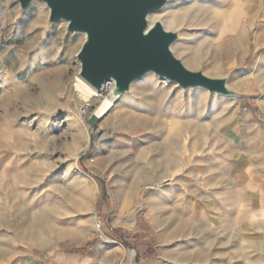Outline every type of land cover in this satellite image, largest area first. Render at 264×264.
I'll return each mask as SVG.
<instances>
[{
	"label": "rangeland",
	"instance_id": "374dc122",
	"mask_svg": "<svg viewBox=\"0 0 264 264\" xmlns=\"http://www.w3.org/2000/svg\"><path fill=\"white\" fill-rule=\"evenodd\" d=\"M49 14L0 0V264H264V126L235 132L264 115V0H170L155 16L188 68L241 98L152 74L102 111L109 95L76 88L85 37Z\"/></svg>",
	"mask_w": 264,
	"mask_h": 264
},
{
	"label": "water",
	"instance_id": "95a60500",
	"mask_svg": "<svg viewBox=\"0 0 264 264\" xmlns=\"http://www.w3.org/2000/svg\"><path fill=\"white\" fill-rule=\"evenodd\" d=\"M21 11L34 2L50 11L49 23H66L67 33L81 34L85 41L77 54L79 76L97 92L113 83L109 99L117 103L133 84L151 74L183 91L204 90L211 95L241 98L229 87V76L211 77L191 70L178 58L174 45L180 32L167 30L161 21L152 26L149 17L162 12L170 0H16ZM88 119L90 129L99 123Z\"/></svg>",
	"mask_w": 264,
	"mask_h": 264
},
{
	"label": "crops",
	"instance_id": "0c3cea01",
	"mask_svg": "<svg viewBox=\"0 0 264 264\" xmlns=\"http://www.w3.org/2000/svg\"><path fill=\"white\" fill-rule=\"evenodd\" d=\"M255 93V92H254ZM254 93H252L254 95ZM250 103V102H249ZM253 114L250 112V110L245 113V115L242 117V121L239 124V126L235 129V132H237L240 135H246L249 134L250 131L252 130L251 128H253L254 133H262L260 130L262 126H264V115L261 116V119L253 122ZM259 129V130H258ZM259 146V144H258ZM264 154V153H263ZM260 156V155H259ZM8 157L7 156H3L0 158V166H1V170H0V177L2 179L1 185H3L4 179H5V183L7 184V180H8V170L7 167L9 166V162H8ZM264 173V166L258 168V171H260ZM3 186H1L0 188H2ZM248 195L249 192L247 191ZM24 200V197H22V201ZM0 201L2 203V208H0V223H8V218H9V203L8 202V194L6 192H4L3 190L0 189ZM246 214H247V222L249 223V214H250V209L249 206L246 207L245 210ZM252 212H256L257 214L254 215L253 218H260L261 216L264 215V209L260 208V206H257L256 211ZM255 218V219H256ZM255 222V221H254Z\"/></svg>",
	"mask_w": 264,
	"mask_h": 264
},
{
	"label": "bare ground",
	"instance_id": "6f19581e",
	"mask_svg": "<svg viewBox=\"0 0 264 264\" xmlns=\"http://www.w3.org/2000/svg\"><path fill=\"white\" fill-rule=\"evenodd\" d=\"M157 14L158 13L152 14L149 17V23H150L151 26L155 22L158 21V19L155 18V16ZM172 24H173V22L170 19L169 25H172ZM76 82H77L76 83V88H77V90H78V92L80 94V98H81V100L83 102H86V103L92 102L93 99L98 96L97 91L93 87H91L88 83H86L83 79L78 78ZM235 98L236 97H231L229 99H235ZM112 104H113V102H112L111 99H109V98L105 99L104 102L102 103V106L99 108V111H102V110H105V109H109L112 106ZM95 114H98V113H95ZM97 229H98V231H100V226L99 225L97 226ZM108 242H109V240H108Z\"/></svg>",
	"mask_w": 264,
	"mask_h": 264
},
{
	"label": "built area",
	"instance_id": "2783aa9c",
	"mask_svg": "<svg viewBox=\"0 0 264 264\" xmlns=\"http://www.w3.org/2000/svg\"><path fill=\"white\" fill-rule=\"evenodd\" d=\"M113 83H111V82H108L106 85H105V87H104V89H103V91L102 92H97L98 93V97H103V96H107V95H109L111 92H112V90H113Z\"/></svg>",
	"mask_w": 264,
	"mask_h": 264
}]
</instances>
